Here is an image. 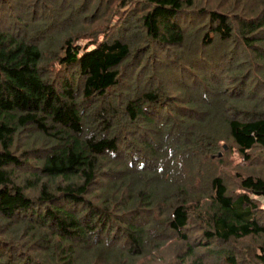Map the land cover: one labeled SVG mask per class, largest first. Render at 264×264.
Listing matches in <instances>:
<instances>
[{
    "label": "trees",
    "instance_id": "obj_1",
    "mask_svg": "<svg viewBox=\"0 0 264 264\" xmlns=\"http://www.w3.org/2000/svg\"><path fill=\"white\" fill-rule=\"evenodd\" d=\"M264 0H0V264H264Z\"/></svg>",
    "mask_w": 264,
    "mask_h": 264
},
{
    "label": "rangeland",
    "instance_id": "obj_2",
    "mask_svg": "<svg viewBox=\"0 0 264 264\" xmlns=\"http://www.w3.org/2000/svg\"><path fill=\"white\" fill-rule=\"evenodd\" d=\"M263 204H264V200H262Z\"/></svg>",
    "mask_w": 264,
    "mask_h": 264
}]
</instances>
